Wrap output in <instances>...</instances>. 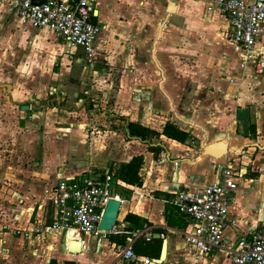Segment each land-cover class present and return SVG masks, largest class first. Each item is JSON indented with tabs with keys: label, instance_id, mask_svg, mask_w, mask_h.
<instances>
[{
	"label": "crops",
	"instance_id": "obj_1",
	"mask_svg": "<svg viewBox=\"0 0 264 264\" xmlns=\"http://www.w3.org/2000/svg\"><path fill=\"white\" fill-rule=\"evenodd\" d=\"M173 1L174 11L167 12V0H96V55L120 68L114 71L120 77L115 90L93 84L99 72L106 75L105 68L88 75L90 65L78 49H67L46 28L22 25L0 1V86L10 88L16 104L28 102V109L38 104L30 113L42 128L22 164L0 165V179L8 181V195L0 193V264H33L41 257L45 264H141L121 258L118 248L144 227L153 239H136L133 249L154 262L164 242V256L153 264H229L225 249L200 255L190 248L174 230L185 222L167 201L182 188L199 192L218 181L223 164L243 173L229 207L223 247L264 226V147H259L264 146V70L256 75L238 68L224 34V16L207 12L201 1ZM56 42L80 60L63 66ZM258 45L264 46V34ZM150 61L160 70L161 85L156 80L142 84L156 74ZM73 62L86 65L76 70ZM110 97L114 101L107 104ZM127 121L159 131L171 121L189 137L183 143L164 135L153 138L163 146L155 154L147 143L129 137ZM209 143L213 154L223 147L226 154H203L201 145ZM137 154L143 155L141 184L120 180L115 232L98 243L88 234L23 242L11 229H1L50 222V190L60 178L119 170ZM123 235L124 243L111 239ZM14 238L23 243L15 244ZM72 241L81 243L79 251L70 250Z\"/></svg>",
	"mask_w": 264,
	"mask_h": 264
},
{
	"label": "built area",
	"instance_id": "obj_2",
	"mask_svg": "<svg viewBox=\"0 0 264 264\" xmlns=\"http://www.w3.org/2000/svg\"><path fill=\"white\" fill-rule=\"evenodd\" d=\"M0 1L9 5L22 25L46 28L67 49H78L87 64L93 66L96 62L95 41L100 32L95 21L96 0H44L39 4L33 0ZM191 1H201L207 12L215 11L225 17L224 34L238 68L244 73L262 74L264 46L258 45V39L264 34V0ZM118 171L107 169L98 174L91 171L60 178L50 190L54 211L51 221L32 222L26 228H16L12 234L30 242H49L60 234H88L98 243L115 232V223L108 231L98 225L108 200L118 199ZM242 175L241 169L223 164L218 181L202 191L182 188L171 194L167 201L185 222L184 227L174 230L197 254L225 249L229 264H264V226L241 235L232 247L224 248L222 243L229 224V207ZM140 238L150 242L153 234L147 227L134 230L128 243L119 246V256L133 263L153 264L151 258L134 252L133 243Z\"/></svg>",
	"mask_w": 264,
	"mask_h": 264
},
{
	"label": "rangeland",
	"instance_id": "obj_3",
	"mask_svg": "<svg viewBox=\"0 0 264 264\" xmlns=\"http://www.w3.org/2000/svg\"><path fill=\"white\" fill-rule=\"evenodd\" d=\"M163 20V17L160 18V21ZM56 50L59 51V54L62 55V65L64 66L67 62L69 63V59H72L73 61L75 60L76 55H74L73 58H71V52H64L63 45L56 42ZM163 46V43H159V47ZM78 57V56H77ZM76 57V58H77ZM158 57V56H157ZM84 61V60H83ZM159 65L161 68L164 67L161 64L160 61ZM85 63H76L73 62V65L75 66L76 70H80ZM132 68L133 63H131ZM148 64L151 65V67L155 70L156 74L153 78H143V85H146L147 82L150 80H156L159 82L158 84H162L163 79L161 81V73L156 64L153 61L148 62ZM86 65V64H85ZM96 66V67H95ZM101 66L102 68H105V76L101 77L102 73H98L95 77V80L93 84L98 85V84H104L107 85L108 87H112V89H118L120 85V77L119 73L114 71L116 69H120L118 65L111 64L105 60L99 55H96V62L94 63L93 66L88 67V75H91V71L95 70ZM104 70V69H103ZM97 71V70H96ZM111 72V73H110ZM91 77V76H90ZM98 81V82H97ZM134 81V80H133ZM132 81V82H133ZM161 81V83H160ZM10 88L5 89L4 86H0V165L4 164L6 165L7 163H14L17 164V167L19 164H22V157L26 154V150L31 151V146L32 144L36 143L38 144V136L40 138V131H41V125L37 123L36 116H31L32 111L35 110V112L39 109L38 104L37 106H34L33 109H22L21 106L19 105L20 103H15L12 102L14 98L12 97L10 93ZM111 96L113 97L112 93ZM108 94V96H109ZM31 102L30 99H27ZM98 101L102 100L101 98L97 99ZM108 103L107 104H112L114 101L113 98H108ZM29 102V103H30ZM23 103V102H22ZM28 103V102H24ZM35 133L34 136H32ZM29 155V154H28ZM32 162H34V158L32 159ZM29 163V162H28ZM21 173V172H20ZM8 182L6 179L1 180L0 179V193H4L3 197L8 195V187L6 184ZM118 189V186L116 187V191ZM19 227H9L4 229L3 227L1 229L3 230H12V232ZM14 236V235H13ZM15 239V244L16 242H19L17 240L20 239ZM23 242H27V240H22ZM20 240V242H22ZM22 242V243H23ZM41 260H37L36 262H33V264H45L44 260L42 257L40 258Z\"/></svg>",
	"mask_w": 264,
	"mask_h": 264
},
{
	"label": "trees",
	"instance_id": "obj_4",
	"mask_svg": "<svg viewBox=\"0 0 264 264\" xmlns=\"http://www.w3.org/2000/svg\"><path fill=\"white\" fill-rule=\"evenodd\" d=\"M127 132L129 137H134L142 142L148 144L149 150L153 151L155 154L163 149V146L157 142H153V138H158L160 135H164L170 139L176 140L178 142H185L189 137V132L179 128L175 123L171 121H166L161 127V130H156L154 128L145 126L139 122L127 121L126 124ZM251 131H254L255 126L253 123L250 124ZM143 163V155L137 154L132 156L127 162L120 166L118 171V176L121 181L130 185L141 184V177L139 175V169ZM127 235H123L121 239L111 237L113 241L119 240L124 243ZM136 243V241H135ZM133 244V247L135 246ZM138 252V251H137ZM51 264H55V260H51ZM64 264H76L74 261L67 260Z\"/></svg>",
	"mask_w": 264,
	"mask_h": 264
},
{
	"label": "water",
	"instance_id": "obj_5",
	"mask_svg": "<svg viewBox=\"0 0 264 264\" xmlns=\"http://www.w3.org/2000/svg\"><path fill=\"white\" fill-rule=\"evenodd\" d=\"M42 1H44V0H33V3L39 4ZM174 8H175L174 1L173 0H167L166 11L167 12H173ZM7 86H9V85H7ZM37 102L39 103L40 101L37 100ZM45 103H47V100L43 101V104H45ZM20 106L22 109H28L29 108V104H27V103H21ZM211 145H212V143L201 145V147L203 148V154H213L210 151ZM222 145L225 146V144H223V142H222ZM259 147L263 148L264 146H259ZM226 152H227V150L223 147V151L220 154H218V155L213 154V155L214 156H221V154L222 155L226 154ZM119 207H120V200H118L116 198H110L108 200V202L106 203L104 210L102 212L101 220H100L99 225H98L99 229L106 230V231L112 229V226L114 225L116 218H117V215H118ZM164 253H165L164 242H162L160 256L158 259H154V262L160 261L161 258L164 256Z\"/></svg>",
	"mask_w": 264,
	"mask_h": 264
},
{
	"label": "bare ground",
	"instance_id": "obj_6",
	"mask_svg": "<svg viewBox=\"0 0 264 264\" xmlns=\"http://www.w3.org/2000/svg\"><path fill=\"white\" fill-rule=\"evenodd\" d=\"M71 235V234H70ZM81 243L72 241L69 245L71 251L77 252L80 250Z\"/></svg>",
	"mask_w": 264,
	"mask_h": 264
}]
</instances>
